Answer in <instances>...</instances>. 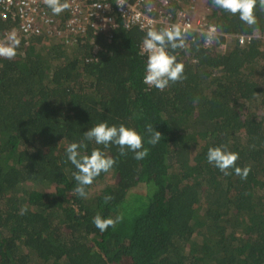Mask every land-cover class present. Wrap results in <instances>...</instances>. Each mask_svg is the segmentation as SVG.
<instances>
[{"label": "trees", "instance_id": "1", "mask_svg": "<svg viewBox=\"0 0 264 264\" xmlns=\"http://www.w3.org/2000/svg\"><path fill=\"white\" fill-rule=\"evenodd\" d=\"M205 6L219 43L205 47L194 31L168 48L186 79L163 91L144 83L147 32L119 19L70 43L20 36L17 56L0 58V264H264V10L253 35L238 15ZM101 122L134 129L147 157L84 140ZM147 124L163 135L155 146ZM81 142L82 156L99 149L116 161L86 199L73 194L66 153ZM222 145L251 168L246 180L208 163ZM97 214L122 219L101 232Z\"/></svg>", "mask_w": 264, "mask_h": 264}, {"label": "clouds", "instance_id": "2", "mask_svg": "<svg viewBox=\"0 0 264 264\" xmlns=\"http://www.w3.org/2000/svg\"><path fill=\"white\" fill-rule=\"evenodd\" d=\"M44 4L52 11L54 15L68 10L71 4L68 0H44ZM212 4L232 15H238L239 19L244 22L252 30L255 35L260 31L259 22L255 14L257 6L264 10V0H212ZM127 5L126 0H118L117 7L123 11ZM100 8V5H95ZM190 27V26H189ZM218 29L216 26H210L204 36V46L211 45L214 41L219 43L216 38ZM187 29L183 32L179 25H173L170 28H163L159 31L149 30L143 40V48L148 53L146 63V74L144 83L163 91L170 84L186 79L184 75L185 66L183 63H178L176 56L171 55L168 48L172 50L182 49L186 46ZM21 44V40L15 30L6 35L3 41H0V58L12 60L17 56V49ZM223 47V45H221ZM146 133L149 136L148 143L155 146L160 142L163 135L157 131L151 124L145 125ZM84 140L94 141L97 145H103L107 148L109 145H116L119 148L121 155H126L131 151L135 154L134 158L143 160L147 157L149 150L144 147V141L140 134L134 129L120 126H109L106 122H101L96 126L84 132ZM87 147L83 142L70 144L67 149V159L78 170L74 173L76 186L73 189V194L80 198L86 199L88 193L87 187L92 185L94 180L101 173L109 172L115 165L116 161L107 157L99 149H94L91 155H81L79 149ZM239 155L227 149L226 145L209 148L207 152V161L213 165L225 176L231 175L232 171L241 179L246 180L251 172L250 167L240 168L237 166ZM112 197L106 196L105 203H108ZM27 212V207L21 209V214ZM121 217L114 219L102 218L97 214L93 218V223L101 232L106 231L109 227H115Z\"/></svg>", "mask_w": 264, "mask_h": 264}, {"label": "built area", "instance_id": "3", "mask_svg": "<svg viewBox=\"0 0 264 264\" xmlns=\"http://www.w3.org/2000/svg\"><path fill=\"white\" fill-rule=\"evenodd\" d=\"M148 1L151 5L145 7ZM68 2L71 4L68 10L54 15L44 4V0H0V29L4 28L0 31V41L15 30L18 37L45 33L57 35L70 43L75 36L84 35L89 27L108 31L117 24L118 19L125 28L136 26L146 32L179 25L182 32L187 29V33L194 31L206 33L210 26H214L201 20L196 22L190 16L187 6L181 2L174 4L173 0H126L127 5L123 11L117 7L118 0H68ZM95 5L101 7L97 8ZM113 14H117L119 18H115ZM9 20L12 21L6 24ZM243 39L242 36L240 40ZM222 45L223 47L220 45L218 48L224 49V44ZM143 52L148 55L145 49Z\"/></svg>", "mask_w": 264, "mask_h": 264}, {"label": "rangeland", "instance_id": "4", "mask_svg": "<svg viewBox=\"0 0 264 264\" xmlns=\"http://www.w3.org/2000/svg\"><path fill=\"white\" fill-rule=\"evenodd\" d=\"M181 2L182 5L188 7V11L190 12V16L197 22L198 20H202V17L207 12V8L205 6V0H177ZM136 191H142V187L136 188Z\"/></svg>", "mask_w": 264, "mask_h": 264}]
</instances>
